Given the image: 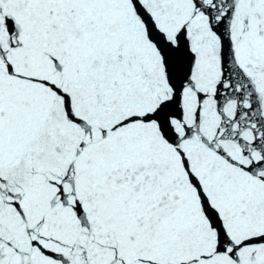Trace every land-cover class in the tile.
Masks as SVG:
<instances>
[{"label":"snow or ice","instance_id":"1","mask_svg":"<svg viewBox=\"0 0 264 264\" xmlns=\"http://www.w3.org/2000/svg\"><path fill=\"white\" fill-rule=\"evenodd\" d=\"M0 264H264V0H0Z\"/></svg>","mask_w":264,"mask_h":264}]
</instances>
